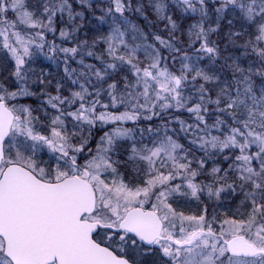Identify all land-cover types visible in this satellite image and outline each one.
<instances>
[{
	"label": "snow or ice",
	"instance_id": "1",
	"mask_svg": "<svg viewBox=\"0 0 264 264\" xmlns=\"http://www.w3.org/2000/svg\"><path fill=\"white\" fill-rule=\"evenodd\" d=\"M0 264H264V0H0Z\"/></svg>",
	"mask_w": 264,
	"mask_h": 264
},
{
	"label": "trees",
	"instance_id": "2",
	"mask_svg": "<svg viewBox=\"0 0 264 264\" xmlns=\"http://www.w3.org/2000/svg\"><path fill=\"white\" fill-rule=\"evenodd\" d=\"M36 67H37V71H39L40 70L39 65H37ZM44 68L45 70L53 71V72L56 70L55 66L49 67L47 62L45 63ZM185 210L194 213L197 210V208L195 204H192V205H189Z\"/></svg>",
	"mask_w": 264,
	"mask_h": 264
},
{
	"label": "rangeland",
	"instance_id": "3",
	"mask_svg": "<svg viewBox=\"0 0 264 264\" xmlns=\"http://www.w3.org/2000/svg\"><path fill=\"white\" fill-rule=\"evenodd\" d=\"M45 63H46V62H44V64H43V65H39V68H40V67H44V66H45Z\"/></svg>",
	"mask_w": 264,
	"mask_h": 264
}]
</instances>
